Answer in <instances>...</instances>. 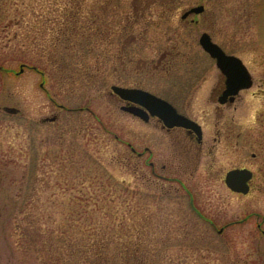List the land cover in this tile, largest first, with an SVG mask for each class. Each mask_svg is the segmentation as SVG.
Here are the masks:
<instances>
[{
  "label": "rangeland",
  "instance_id": "1",
  "mask_svg": "<svg viewBox=\"0 0 264 264\" xmlns=\"http://www.w3.org/2000/svg\"><path fill=\"white\" fill-rule=\"evenodd\" d=\"M205 31L252 74L232 103ZM113 84L177 103L200 156ZM238 167L249 193L225 183ZM96 242L109 264H264V0H0V264H81Z\"/></svg>",
  "mask_w": 264,
  "mask_h": 264
},
{
  "label": "water",
  "instance_id": "2",
  "mask_svg": "<svg viewBox=\"0 0 264 264\" xmlns=\"http://www.w3.org/2000/svg\"><path fill=\"white\" fill-rule=\"evenodd\" d=\"M203 10L204 5L192 7L183 15V17H186L192 12L199 13ZM200 42L206 51H208L213 57L217 58L218 67L226 76V89L220 96L221 102H225L229 95H231L230 100H234L235 95L240 91V89L248 88L252 85V76L240 57L233 54H227L218 43L212 40V37L207 32H204L201 35ZM112 89L123 99L142 104L147 108V110H145L135 104L122 106L124 110L137 116L144 117L145 119H148V115L150 114L158 115L169 127L178 125L192 128L200 137H202L201 125L195 120L180 114L167 100L141 88H127L119 85H113ZM5 109L10 112L18 111L16 107L12 106H5ZM252 176L253 171L247 167L233 168L227 172L225 180L227 185L232 190L247 193L250 190L249 181Z\"/></svg>",
  "mask_w": 264,
  "mask_h": 264
},
{
  "label": "flooded vegetation",
  "instance_id": "3",
  "mask_svg": "<svg viewBox=\"0 0 264 264\" xmlns=\"http://www.w3.org/2000/svg\"><path fill=\"white\" fill-rule=\"evenodd\" d=\"M204 10H205V7H204ZM205 32H207V31H205ZM207 33H209V32H207ZM210 36L212 37L211 34H210ZM200 38H201V36H200ZM212 40L214 42L218 43L217 41H215L213 39V37H212ZM199 42H200V39H199ZM200 44H201V42H200ZM218 44L224 49V51L227 54L237 55L235 53H231V52L225 50V48L220 43H218ZM201 46H202V44H201ZM202 48L204 49L203 46H202ZM204 51L211 57V59H213L215 61L216 65H217V58L213 57L205 49H204ZM217 67H218V65H217ZM219 70L221 71V78H220V81L221 82H220V86L215 90L216 91L215 96L217 97L218 102H220L222 104L232 103V102H234L236 100V98H237V96H238L239 93L237 95H235V98L232 101L230 100L231 95H229L227 97V100L225 102H221L220 101V96L224 93V91L226 89V76H225L224 72L221 69H219ZM113 85H119V84H113ZM112 86H111L110 94L111 95H115L116 97H118L123 102L122 106H124V105L125 106H129V105H135L136 104L138 107L147 110V108L144 105H142V104H138V103H135L133 101L123 99L120 95H118L117 93H115L113 91ZM119 86H123V87H127V88H141V89L147 90V91L151 92L152 94H155L156 96L161 97V98L167 100L173 106L176 107V109L178 110V112H180L182 114H185L188 117H190L188 114H186L181 109V107L179 105L178 106L176 105L177 103L175 104L168 97H166L165 95H163L162 94L163 92L161 93V92L153 91V90L146 89V88H143V87H140V86H135V85H119ZM126 112H128V111H126ZM128 113L129 114H132L130 112H128ZM136 117L139 118L145 124H153V126H155L158 129H161L162 131H164L165 133H167L171 138H173V139L179 138V141L181 140V142L185 143V144H183L181 146V151L184 154V155H182V157H186V160H188V158H190V156L193 154V151L192 150H195V152H196V155L195 156H197V155L200 156L198 153L201 152V150L203 149V145H204V130H203V126L197 120H195L194 118L190 117V118L194 119L195 121H197L202 126L201 127L202 128L201 129L202 130V137H200L198 135V133L194 129H192V128H188V127H184V126H178V125L169 127L168 125L165 124L164 120L162 118H160L158 115H151L150 114V115H148V119H145L144 117H140V116H136ZM194 147H195V149H194ZM133 151H136V149L134 147H133ZM146 152H149L151 154L152 153V149L150 147H148V146H145V148L142 151H138V155L140 157H142V156L145 155ZM178 153H180V152H178ZM148 163L152 167H154V162L153 161H150L149 160ZM254 176H255V173L253 174L252 179L254 178ZM250 190H251V181H250Z\"/></svg>",
  "mask_w": 264,
  "mask_h": 264
},
{
  "label": "trees",
  "instance_id": "4",
  "mask_svg": "<svg viewBox=\"0 0 264 264\" xmlns=\"http://www.w3.org/2000/svg\"><path fill=\"white\" fill-rule=\"evenodd\" d=\"M25 217H29V213L25 214ZM30 233V232H29ZM34 234H28V236H31ZM97 247H95V252L93 255H87L84 256L86 259V262H83L81 264H109L111 261L110 256L105 252V245L103 243L100 245V242H96ZM71 260L68 258L65 263H69ZM80 264V263H79Z\"/></svg>",
  "mask_w": 264,
  "mask_h": 264
}]
</instances>
